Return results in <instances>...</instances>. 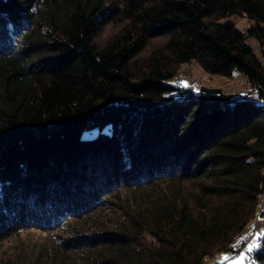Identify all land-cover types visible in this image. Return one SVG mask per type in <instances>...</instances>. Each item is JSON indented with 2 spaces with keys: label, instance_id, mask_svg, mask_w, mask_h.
Wrapping results in <instances>:
<instances>
[{
  "label": "trees",
  "instance_id": "trees-1",
  "mask_svg": "<svg viewBox=\"0 0 264 264\" xmlns=\"http://www.w3.org/2000/svg\"><path fill=\"white\" fill-rule=\"evenodd\" d=\"M193 61L241 72L263 100L264 0H0V245L38 228L61 240L35 264L240 254L264 190V102L171 83ZM252 253L264 264V241Z\"/></svg>",
  "mask_w": 264,
  "mask_h": 264
},
{
  "label": "rangeland",
  "instance_id": "rangeland-1",
  "mask_svg": "<svg viewBox=\"0 0 264 264\" xmlns=\"http://www.w3.org/2000/svg\"><path fill=\"white\" fill-rule=\"evenodd\" d=\"M237 27L246 31L251 24L247 16H233ZM120 30L117 24L109 26L104 33L98 38L97 45L103 47L111 40ZM165 38H156L152 40L143 54L144 57L150 55L164 44ZM248 43L255 49L256 53L261 56V48L256 38L250 37ZM171 83L182 88L191 87L193 90H198L200 87L220 88L225 93L241 95L260 101L257 92L253 89L248 79L239 71H236L232 77L215 75L207 72L199 63L193 61L185 63L177 68L176 77L171 80ZM264 102V99L261 100ZM256 219L251 222L248 228L243 232L241 240L236 243V248L240 246L242 241L248 239V236L254 231ZM261 230H264V216L257 221L256 234L253 239L256 243H262L264 236L257 235ZM61 236V235H60ZM59 234L51 235L50 233L32 228L21 231L17 235L7 239L0 245V264H35L41 252H46L48 248L56 246V241L61 240ZM244 256L242 261L239 257ZM40 260V259H39ZM260 264L253 258L252 251H242L237 256L229 259V264ZM42 264V263H39Z\"/></svg>",
  "mask_w": 264,
  "mask_h": 264
},
{
  "label": "built area",
  "instance_id": "built-area-1",
  "mask_svg": "<svg viewBox=\"0 0 264 264\" xmlns=\"http://www.w3.org/2000/svg\"><path fill=\"white\" fill-rule=\"evenodd\" d=\"M263 216H264V190H263V193H262V195H261V197H260L259 208H258V210H257L256 213H255L256 223H255V226H254V231L248 236V239L246 240L244 246H242V247L239 249L238 253H240V252H242V251H245V250L248 248V246L251 245V244H258V243H256V242L254 241L253 237H254V235L256 234V224H257V221H259V219L262 218ZM258 245H259V246L254 247L252 250H253V251H258V249H259L261 243H259ZM238 253H237V254H238ZM235 255H236L235 253H233V252H229V256H230V258L234 257ZM220 264H228V263L225 261V262H222V263H220Z\"/></svg>",
  "mask_w": 264,
  "mask_h": 264
},
{
  "label": "crops",
  "instance_id": "crops-1",
  "mask_svg": "<svg viewBox=\"0 0 264 264\" xmlns=\"http://www.w3.org/2000/svg\"><path fill=\"white\" fill-rule=\"evenodd\" d=\"M224 255L225 254L223 253V254H220V255L216 256L213 259H210L207 262V264H220V263L225 262V261L229 264V257H228V259H224Z\"/></svg>",
  "mask_w": 264,
  "mask_h": 264
},
{
  "label": "snow or ice",
  "instance_id": "snow-or-ice-1",
  "mask_svg": "<svg viewBox=\"0 0 264 264\" xmlns=\"http://www.w3.org/2000/svg\"><path fill=\"white\" fill-rule=\"evenodd\" d=\"M257 235L264 236V230L259 231V232L257 233ZM257 246H259V245H258V244H251V245H249V246H248V251L251 252L252 249H253L254 247H257ZM224 259H228L227 254L224 255ZM243 259H244V256H240V257H239V261H242ZM239 261H238V264H239Z\"/></svg>",
  "mask_w": 264,
  "mask_h": 264
}]
</instances>
